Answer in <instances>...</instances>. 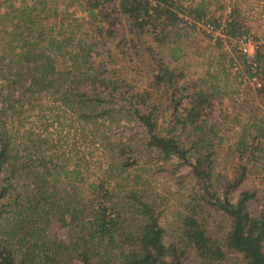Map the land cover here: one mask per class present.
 <instances>
[{"label": "trees", "instance_id": "trees-1", "mask_svg": "<svg viewBox=\"0 0 264 264\" xmlns=\"http://www.w3.org/2000/svg\"><path fill=\"white\" fill-rule=\"evenodd\" d=\"M49 1L0 13V264H264V194L246 186L264 178V44L251 62L236 51L255 87L224 131L227 70L171 66L197 28L185 17L221 27L211 0H76L87 16L53 27ZM135 57L150 60L142 89L125 78ZM46 101L80 145L50 132Z\"/></svg>", "mask_w": 264, "mask_h": 264}, {"label": "rangeland", "instance_id": "rangeland-1", "mask_svg": "<svg viewBox=\"0 0 264 264\" xmlns=\"http://www.w3.org/2000/svg\"><path fill=\"white\" fill-rule=\"evenodd\" d=\"M214 5L209 9L208 19H220L222 31H219L215 35L208 34L203 28L197 27L194 32H191V37L189 39L184 38L183 47L185 48L184 57L179 62H174L171 64L173 68L184 70L186 75L190 80L201 81L208 77V72H213L217 65H221L222 72L219 75L220 81L218 85L224 88L223 94L224 99L222 105H219L215 111L214 116L216 120L221 124H226L222 129L226 131L231 129V119L233 116L239 113V109L235 110V107H239L240 104L248 102L251 96L245 94L244 88L246 85H250L253 88L254 81H250L244 75L235 77L236 74L244 72V68L240 65L241 63L236 60V51L243 52L247 55L250 62L254 59L256 49L264 44V0H211ZM23 2L32 3V0H0V13H4L8 10L9 5L12 4L15 7H19ZM58 8L59 15L58 18H50L48 24L50 26H55L59 19V16L73 19H81L87 16L82 12L80 7L77 5L76 0H50L49 9L42 13V17L45 18L46 14H54V9ZM183 17V16H182ZM238 17L237 19L241 23V31H248L242 37H230L224 33V27L226 26V21ZM186 20L189 17H185ZM49 28L51 29V27ZM221 45V48H218ZM111 53V52H108ZM115 53V51L113 52ZM112 53V54H113ZM167 52L165 56L167 57ZM116 56V55H115ZM168 58V57H167ZM166 58V61L170 60ZM228 58H235V64L231 67ZM117 64L121 62L118 57L114 58ZM114 61V62H115ZM126 64V80L136 89H142L144 87L143 81L146 74V62L150 63V60H145V58H134L132 61H124ZM144 62V63H143ZM148 63V64H149ZM121 64V63H120ZM115 66V64L113 65ZM230 69V70H229ZM44 108H48L44 113H42L43 121L46 126H49V130L58 138H62L63 143L68 138V144L76 142V140L71 139V135L76 128V125H72L69 121L65 120L62 123L57 122L52 117L53 112L50 110L51 103L45 102ZM59 113V112H58ZM227 116H231L229 120L226 119ZM38 114L31 115L28 119V126L30 122H37ZM247 117V116H245ZM244 117V118H245ZM37 127H40L36 123ZM231 133H229L230 135ZM228 135V137H229ZM80 145L81 142H76ZM75 155V154H74ZM100 151L95 153L94 158L90 159V180L87 184L91 182L98 181L100 179V166L101 164L105 166V162L108 157L99 158ZM105 168V167H104ZM258 172H256L257 174ZM250 180L246 185L247 187H252L254 189L260 190L261 195L264 194V178L262 175H256ZM87 186V185H86Z\"/></svg>", "mask_w": 264, "mask_h": 264}, {"label": "built area", "instance_id": "built-area-1", "mask_svg": "<svg viewBox=\"0 0 264 264\" xmlns=\"http://www.w3.org/2000/svg\"><path fill=\"white\" fill-rule=\"evenodd\" d=\"M187 21H188V25L192 26L193 24H196L197 27L203 28L210 35H215L219 31H222V29L220 30L214 27L213 25L209 24L207 21H195V20L188 19V18H187Z\"/></svg>", "mask_w": 264, "mask_h": 264}]
</instances>
